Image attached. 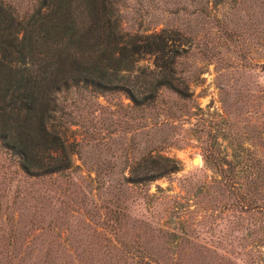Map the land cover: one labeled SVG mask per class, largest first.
Wrapping results in <instances>:
<instances>
[{"label": "rangeland", "instance_id": "1", "mask_svg": "<svg viewBox=\"0 0 264 264\" xmlns=\"http://www.w3.org/2000/svg\"><path fill=\"white\" fill-rule=\"evenodd\" d=\"M108 1L119 31L174 49L187 88L140 103L63 87L47 120L62 170L27 171L0 139V264H264V0ZM38 4L0 0V28L21 37ZM80 24L113 46L103 21ZM155 61L122 82L153 80Z\"/></svg>", "mask_w": 264, "mask_h": 264}, {"label": "trees", "instance_id": "2", "mask_svg": "<svg viewBox=\"0 0 264 264\" xmlns=\"http://www.w3.org/2000/svg\"><path fill=\"white\" fill-rule=\"evenodd\" d=\"M85 17L103 21L108 29L103 43L113 45L110 49L99 52L102 39L92 36V26L80 24ZM8 24L0 28V139L20 156L27 171L50 173L69 164L59 155L64 146L57 127L47 126L63 87L83 83L96 91L123 90L140 103L156 97L160 86L180 94L187 88L174 84V49L160 34L141 37L119 31L108 0H39L34 13L16 22L21 37ZM147 53L155 55L158 68L153 80L144 79L138 88L122 82L126 76L119 72L129 71ZM163 174L159 170L145 178Z\"/></svg>", "mask_w": 264, "mask_h": 264}, {"label": "bare ground", "instance_id": "3", "mask_svg": "<svg viewBox=\"0 0 264 264\" xmlns=\"http://www.w3.org/2000/svg\"><path fill=\"white\" fill-rule=\"evenodd\" d=\"M194 161H195V162H198V161H199V159H197V158H196V159H194Z\"/></svg>", "mask_w": 264, "mask_h": 264}]
</instances>
